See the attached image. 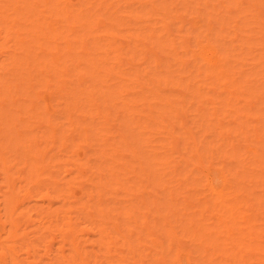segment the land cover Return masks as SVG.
Instances as JSON below:
<instances>
[{"label":"bare ground","instance_id":"bare-ground-1","mask_svg":"<svg viewBox=\"0 0 264 264\" xmlns=\"http://www.w3.org/2000/svg\"><path fill=\"white\" fill-rule=\"evenodd\" d=\"M69 1L70 3L65 2V0H40V5L43 8L42 11L39 12L41 15L34 16L36 14H33L32 12V14H30L32 16H30L28 13L24 18H33V20L31 22L29 21L30 24L25 21L23 23L29 28V30L34 32H31V35H35V37L39 35V39L41 40L39 41L41 44L36 43L38 49L41 48V46H48L49 40L54 41L56 37L58 39L61 37V39L74 37V39L72 38V43L74 42L75 45H77L76 42L79 40H81L79 41L80 45L84 40L91 43L92 46L88 52H85V54L81 52L79 47L75 52L74 44L72 45L71 41L70 44H68V47H62V44L60 45L63 50V59L65 60L68 58L66 56H69V59L67 60L69 62L74 61L71 65L75 62L77 64V60L79 63L81 61L87 62V60H90L93 56L95 57L99 41H101V39L109 41L104 47L106 49L104 50L105 56L94 60L91 59L92 63L89 64L87 71L81 72V69L76 66L78 68V71L76 72L73 68L74 65L71 66L66 63L68 62L67 60H65L64 64L72 67L70 73L72 75L71 78H73V83L71 82L73 84V88L71 89V94L73 96L79 91L77 94L87 92L82 94L85 97L88 92H90V94H92V99L93 96H100L102 99L104 97L103 101L101 98H94L99 100V107H101L100 105L105 106L104 108L101 107L104 109V114L101 113L104 117L107 110L112 112V110L115 109V105H119V109L121 110H114L112 112L114 116L117 117L120 114V117L122 118L121 124L119 125L120 130L118 129L119 132H117V136L115 137L119 139V143L116 144L113 141V144H111L108 140L109 137L107 134L106 137L103 136L102 138L109 141L111 144L104 152H97H101V157L100 155L99 157L100 159L105 158L102 159L103 161L111 158L110 162L112 165L109 162L108 165L106 161H104L110 166V168L106 170V173L99 171V168L96 172V170H94L96 167L93 165L90 166L87 162L83 164L85 167L83 166L84 169L82 172L78 174L73 173L76 174L74 177L69 178L67 176L69 179H66V175L64 174L66 178L62 177L63 173H61V178L60 176L57 178V172H59L61 168V171L66 173V170L64 169H67V166L73 168L79 159L76 158L77 162L74 161L73 158L76 153L75 148L77 147L73 144L70 146L71 149H69L71 151H68L67 148H69L68 143L70 141L66 143V139H69V135L74 130H78L79 134L76 136L84 134L85 131H87V127H90L91 124L87 126L86 123L84 124L82 122L90 121L89 123H91V118H98V110V115H95L94 117V115L92 116L93 111H91V109H88L86 112V109L89 106L84 105L85 102L80 104L79 101L70 106L67 104L68 106H65L67 108L63 110H52V108L49 109L45 106L42 110L40 103V107L34 105V108H31L29 105L23 110L24 112L26 111L24 115H27L28 117L26 118L25 116V119H28L27 122L31 121L29 119H32L33 123H35L34 128L36 127L39 132L41 130L37 126H39V124H44L47 132L44 130L45 133L42 134L41 132V136L38 138L37 135L34 136V131L36 129L34 130V128H32L33 131H31L33 135L30 138L31 131H29L28 128L30 122H28L29 124H26L25 128H23L24 125L21 127L23 124L22 122L18 124L17 127H21V129L23 128L22 130H24L23 133L25 135L19 137L21 138L20 146L25 149V155L21 159V165H18L19 162L14 160V158L17 159L16 153L12 155V150L15 148L12 146L13 143L10 144L11 140H9L11 139L9 134L12 135V129L16 126L15 120L13 119L14 122L11 121L15 125L10 122L12 125L9 126V120L7 122V118L5 117L9 114L8 109L11 108V104L13 102H19V100L15 99L16 101H13L7 99V97L2 96V92L6 87L9 89L7 85L8 80L15 81V79H9L11 75L8 76L7 74L6 63L10 60L11 63H9L12 65L16 63L13 67H15V69L18 68L17 64L19 63L17 62L19 61V57L18 59L16 58L17 53L15 52H18L16 50H19L18 54H23V52H21L23 49L20 51L21 48H15L13 52H10L11 50L10 48L7 49V45L14 42V45L17 46V37L30 34L18 32L17 29L15 30L13 27H6L4 31L0 30V59H3L0 61V124L2 125V131L0 132L1 135L3 133L4 141L7 140L8 135L9 139L7 141H10H3V145L0 144L2 145L0 149H5L7 145L10 149L12 147L11 151L8 148L12 153L10 154V152H7V154L9 153L10 156H13H11L12 158L10 159L14 160V165L16 166L13 165L12 161L10 164V161L7 159L9 156L4 154V151L6 152L8 150L1 149L2 151H0L3 153L0 152V154H4V156L1 157L2 160L0 161L4 162H0V170L3 171H0V175H3V178L1 177L2 182H0V224L2 228V233L0 232V264H26L24 262H26L25 260L27 257L25 260H21L22 258L19 254L22 253V251H25L26 255L27 253L30 254L31 251L35 252L34 250L38 249V247L47 248L46 246L50 244L48 238L53 234H55L54 238L57 237L55 239L56 241L53 238L55 242H57L58 237H60L59 243L63 244V250H60L62 247H59L61 245L57 244L59 247L57 248L62 253L58 250L59 252L56 251V253H59L60 255L57 256L55 254V256H57L56 258L54 256L55 252L52 256L47 255L48 257H42L43 259H48L45 262L49 261L50 256L51 258L53 257L54 262L50 260L48 263H55L56 261V264H88L90 261H92V264H136L137 260H134V257L135 254H137L135 253V250L138 248V244L134 243V246L137 247H133V243L131 244L130 242L131 237H128L130 238L128 241L127 238L125 239L124 235L121 234L120 236L124 237L123 239L126 249L129 250V252L126 251V254H131L130 257H128L129 255H119V257L116 255V257H114L116 252L113 253L114 248L111 247V244L113 243L111 239H109V245H102L97 251H88L84 246L85 241L82 239V229L79 228V216L77 219V217H74L76 214H72L73 216L71 215V217L69 215L71 212H80V214L85 212V208L88 207L87 204L91 201L94 204V207L98 208L97 212L100 213V216L96 218L98 221L96 224L99 223L101 216L104 217V215H106L108 217L114 212L120 211L119 204L121 201L118 200L116 195H114L116 198L109 196L111 197L110 199H105V197L111 193L113 195V192L116 190H112L113 186H117L118 188L122 186V183H119L118 178L120 172L128 175L131 173L133 174L136 169L139 170V173H141L143 178L146 177V179L144 178V181L147 180L153 188L158 186V188H160V184L162 183L168 185L173 183V186H171L172 184L170 185L171 187L169 190H172V193H176L174 198L177 196L174 203H171L172 201H168L169 198L166 199V197L171 195L173 198V194L166 195L165 199H162L161 196V200L160 195L159 197L157 195L156 198L159 199L156 201L157 208L153 206L152 208L158 213L159 220L157 225L159 229H162L160 228L161 226H159L160 223L163 230H159L158 227L155 228L157 225L153 226V229L158 230L157 236L162 238V242L157 245L151 240V243H149L151 244V247L148 248V250L153 249V254L151 256L152 259L149 258L150 253L148 257L145 256L148 253H144L145 255L143 254L148 260L145 259V257L143 258V256H141L142 252L137 255L138 257L140 256V258L137 257L138 260L144 259V262H146L145 264H205V244H208V255L210 257L220 256L222 258L229 252L228 254L231 255L234 264H264V194L259 193L260 189H264V0H121L124 2L125 9L127 10L126 18L129 20V26H132L131 29L135 31L137 34L136 36L138 37L136 42L129 45L125 50L129 59L143 61V55L141 56V53H143L142 51L145 53V48L144 50L142 49L143 43L151 45L153 50L150 55L155 56L156 54L153 55L154 53H159L162 54L161 57L168 55L169 57L166 56V58H170L167 62L166 59L160 61L162 64V70L160 69L161 71L159 70L160 72H158L156 71V67H150V65H152L150 64L152 61L150 58L152 57L149 56L150 63H148L149 61H147V63L148 65L150 64V69L147 70L148 67L144 68L145 65L142 66L143 62L140 61L142 64H138L137 69L135 68L133 73L127 72L128 70L120 65V58L122 51L124 50L115 43L114 38H118V36L114 33L112 25H109V27L102 32L101 37L95 36L93 28L96 26V23L93 20L94 15L92 14V11L97 13L99 10L96 8V3L93 0ZM33 2V5L38 4L37 0H33ZM76 5H79V8H77ZM3 8V4H0V19L6 18L1 11ZM21 9H30V7L25 2H21L19 10ZM46 10L47 12L49 11V13L53 12V14L59 19L61 25L60 27L54 26L49 29L42 24L38 28L37 33L35 28L38 27L40 19L44 18L43 14L46 13ZM194 19L199 20V25L197 28L191 29L189 28V25L192 24ZM17 21L19 22L18 19ZM69 21H71V24L73 23L76 27V31L71 34ZM5 22L10 23L8 20H4L3 24ZM140 24H146L145 27L147 28L139 34L142 30ZM16 33L17 37L15 39L12 38L13 34ZM39 41L37 40L36 42ZM60 46L56 47V49ZM140 46L142 48H140ZM56 49L54 50L56 51ZM59 51L61 50L59 49ZM208 51H210L211 54H209ZM58 52L56 54H58ZM9 53H11L13 57ZM13 53L16 55V59L14 58ZM9 55L10 57H8ZM79 55L82 56L80 57ZM110 55H112V57ZM58 56L60 55L58 54ZM75 58L77 60H74ZM63 59L61 61L59 59L58 61L61 62V66ZM13 60H16L17 62L15 61L14 63ZM44 62L45 61H43V64L47 63ZM58 62H56V65ZM81 64L77 65L79 66ZM156 64L158 63L156 62ZM157 66H159V64ZM70 67L66 68L70 69ZM101 68L102 70H99ZM98 70L102 72L98 73ZM73 72L74 75L72 74ZM29 77L28 74L24 78L27 81V85L31 83ZM24 79L18 77L17 83L21 84V86L24 85L25 82H22ZM74 81L77 82L74 83ZM107 82H111L109 83L111 87L108 86ZM133 82L135 83L132 84ZM81 85L84 86L82 89ZM44 87L46 88L47 86L44 85ZM11 88H13V86ZM21 88H23L22 92L24 93V95H22L24 100L21 104L23 106L25 105L24 102L29 99L26 95L28 94L27 91L30 87L22 86ZM45 88L44 90H46ZM89 88L91 89L88 90ZM56 90L58 92L61 91L59 87L58 89H55V91ZM81 90L82 92H80ZM129 91L130 93L132 91V94H130L131 96L137 95L132 97L130 101L129 97V99H124L127 98ZM174 91L177 92L176 95ZM90 94L87 95L89 97L88 99L86 97V99L82 98V100H88V103L89 101L90 103L92 101L93 104L94 99H90ZM151 99L152 102H150ZM252 99L259 100V107H256V105L251 103ZM172 101H174L173 104L176 102L178 106L179 103L183 104L186 109L182 106L177 107L176 104L175 107L173 104H169ZM104 102L106 105H104ZM35 103L37 104V101ZM140 103H142V105L143 103L151 105V107L148 106L149 109L147 108L148 112L146 114L145 111L142 112L144 114L141 113L142 109L145 110L146 107L141 108V111H137L136 108L137 106H141ZM192 103L195 104L194 106L196 107H194ZM188 104L189 106H185ZM170 105L173 107H169ZM23 108L24 106L22 109ZM110 108L113 109L111 110ZM183 108L185 110L182 112V115L189 120L188 123V121H185V118L182 116L184 121L188 123L186 124L187 127L184 126L185 123H183L184 121L181 119L180 120L183 124L180 123V125H176V123H174L175 121H173L176 119L177 112L181 111V109L183 110ZM70 110L75 112V117L73 119L71 118L73 114L72 116H70L71 113L69 115ZM7 111L8 114H6ZM128 113H130V118L128 117L127 119L126 115ZM63 115L65 116L63 122H66V120L69 122L67 125H72L74 123L73 128H70L71 130H66V134H60L63 127L60 129L61 125L55 123V119H59V117L61 118ZM251 116H255V118L257 117V126H253L251 125L252 122H249ZM80 117L83 119V121L80 122L81 124L78 122L80 121L78 120ZM87 117L91 118L88 119ZM106 117L105 119L107 120ZM86 118L88 120H86ZM140 121H142V127L144 124L143 129L148 131V135L150 134V136H152L149 141L147 140L148 137H146L147 139L136 138L138 136L135 135L137 127V123L135 122ZM177 121L179 120L177 119ZM173 123L174 127L178 126V132H182V137L184 134H187V136L182 139L183 141L181 143L182 148L184 147L185 151L183 149L184 153L182 151V154L177 156L179 158L178 161L180 162L176 160V163L178 162L177 166H171L168 164L172 168L170 167V170L168 171L171 172V175H168V172L165 171L167 172V176H169V178H167L165 172L163 171L164 174L161 172L166 165V162L164 161L165 159L163 160L165 154H163L164 156L162 155V152L160 153L161 155L159 154V157L163 160L162 162V160L158 158V160L161 161L160 162L155 159L156 153H154V157H151V154L149 153V156L148 152H151L150 148H152L153 142L157 140L160 141L161 138L163 139L162 136H164V134L166 135L167 130ZM26 127L28 129H26ZM40 128L43 129L42 126H40ZM92 128L94 129L95 127L92 126ZM143 129L142 131L145 133ZM191 130L193 132H191ZM38 131L37 133H39ZM176 133L177 132H175V135ZM59 134L60 137H58ZM145 134L147 135V133ZM249 134H254L256 139L250 141V144H244L243 142H246ZM88 135L89 133L86 134L87 137ZM194 135H196V138L192 137ZM81 137L78 138L81 139ZM176 137L180 138L181 136L178 134ZM208 137L211 138V140L207 141L206 138ZM167 139L169 140V138H166V141L163 139L165 144L162 141L158 142L159 151L163 150L164 152L167 148V150L170 151L169 148H171V141L168 142ZM84 140L87 141L86 137ZM1 142L2 138L0 140V143ZM59 142L60 144L54 149L57 148L56 150L61 154L62 152L68 151L69 156L67 155V157H69V160L71 158L73 161L70 162L64 160L66 162L61 163L62 161L60 162V159L57 160L60 154L58 155V158H56V155L58 154L57 152V154L55 153L53 156L50 154L51 149H53V146L51 145L53 143L57 145ZM93 143L91 145H93ZM38 144H44L43 148L39 149V146H37ZM49 144H51L50 147ZM4 145L6 146L3 147ZM87 147H90V145ZM126 148L129 149L128 152L131 154V157L135 158L134 161L138 163V168L131 167L129 169L127 162L122 163L121 160H119V162H121L119 163L116 161L121 159L119 157L121 155L118 156V159L116 156L112 158L111 154L115 155V153L121 149H125L127 152ZM167 150L165 153L169 156L170 153L168 154ZM249 151H252V154ZM146 152L147 155H145ZM151 153L153 154V152ZM216 155L219 156H217L219 160ZM99 157L97 154V158L94 159H99ZM104 162L101 163L102 166H106ZM154 164L158 166L156 169H154ZM207 165H214L213 168H210L213 170H206L205 166ZM14 167L17 169L19 168L20 170H16ZM48 167L52 169V173L49 176L44 172ZM13 168L14 170H12ZM177 168L179 169V172L176 174V170H178ZM235 169H238L239 171L236 172ZM11 170L14 173H12ZM68 170L70 169H67V171ZM123 174H121V176ZM161 176L162 178L165 177V180L162 179ZM136 177H138V183L143 181V178H139L138 175ZM80 178L83 179L82 182L80 181L82 187L77 182ZM224 179L226 180V184L219 189L217 183L220 182V180L224 181ZM82 183H85L87 187L84 188ZM76 184L81 188L78 187L79 189L77 192L73 193V186ZM94 190H96V192H94ZM132 190L131 187L128 189L123 188V195L127 197L128 202L135 199V194H133ZM169 190H167V188L162 189L161 192L163 196L168 192L170 193L171 191ZM115 192L117 193V191ZM47 194L54 195L55 199H53L59 200V202L55 203L56 205L51 203H49L51 206L47 205L49 216L47 217L46 215L45 217L42 215L45 213V209L42 207L45 203L41 206L40 204L42 203L40 201L44 200L46 202V200H49L46 198L48 196ZM35 199H39L38 205L42 208L41 210L39 207L37 208L39 209L38 212L41 213L39 215H42V217H40L37 214L39 216V218H36L37 220L32 219V216L29 213L30 209L28 210L29 203L27 202H32V200H34L33 202L35 203ZM22 201H26L27 203L24 204L27 206L25 205V207H23L24 204H22ZM49 201L51 202V200ZM159 201L163 202L160 203ZM243 202L246 211L242 209ZM57 204L60 205L58 208H55V210L54 208L51 209L52 206L57 207ZM29 205L30 208L33 209V207H31L32 205ZM144 205H146V202ZM144 205L142 207H144ZM44 207L46 208V205ZM34 208L36 209V206ZM150 208L149 204L147 211L152 213ZM32 209L31 212L32 215H34ZM145 209L146 206L143 210L145 211ZM249 210L250 214L247 213ZM87 211H90V209H87ZM243 212H246V214H243ZM126 215L127 213L124 210L120 211L119 218L121 219L123 217L125 219V217H127L128 220H131V215H129V217ZM157 215H151V223L154 222L152 225L156 223V219L154 220L153 217H156ZM138 216H140V214H138ZM246 217L248 218L246 219ZM259 217L262 220L261 223H258L257 219H259ZM103 219H101L100 223H102ZM21 220L24 223H27L28 220L32 221V223H34L33 225L36 226L34 230L31 229L33 226H28V230L30 229L29 231L33 230L32 235L29 236L30 238L33 237L32 239H25L27 233L23 235L19 234L17 238L12 239L11 234L13 231L22 233L17 228L18 222L21 224ZM103 224L107 225L108 221H103ZM124 228H126V230H124ZM124 228L121 227L122 230L120 229L119 232L123 233L122 231H124L125 235H127L126 232L129 231L127 230V227ZM19 229L21 228L19 227ZM139 230L143 231L142 229ZM158 232H160V234ZM3 233L5 235H3L4 237L2 238L1 234ZM28 233L30 234V232ZM56 233H58V236H56ZM111 238L115 240V243L119 241L117 236ZM153 238L155 240V237ZM125 240L130 243L128 244ZM34 241L37 243L36 247ZM229 245L235 247L233 253L229 251ZM64 246L67 247V250H65L66 248ZM140 249L141 251L143 250L141 247L137 250ZM186 250L189 253H185ZM48 251L49 250H47V252ZM25 252L23 254H25ZM139 252L140 251H138V253ZM49 253L51 254L52 252L50 251ZM32 254L33 261L36 259L38 262V260L41 259L38 264H43L42 258L40 257V259H38V256L40 255L37 256V252H35L36 255L34 253ZM43 254L46 255L45 253ZM34 255L37 256V258L33 257ZM210 262L214 264L215 261L210 260ZM141 263L144 264L143 262Z\"/></svg>","mask_w":264,"mask_h":264},{"label":"rangeland","instance_id":"rangeland-1","mask_svg":"<svg viewBox=\"0 0 264 264\" xmlns=\"http://www.w3.org/2000/svg\"><path fill=\"white\" fill-rule=\"evenodd\" d=\"M38 1V4L37 5H33L34 4V2H33V0H0V4H3V9L1 10L3 13H4V15L6 16V18H4V19H0V30L1 31H4L5 30V28L6 27H13V29H17V31L18 32H23L24 34H30L31 32H33L32 30H29V28L28 27H26V25L23 23L24 21L25 22H31L32 20H33V18H24V17H26V14H28V15H30V14H32V12H33V14H36V15H34V16H37V15H41L39 12H41L42 11V7H41V5H40V0H37ZM95 3H96V5H97V9H99L98 11H97V13H94V11H92V14L94 15V17H93V20L95 21V23H96V26L93 28V30H94V32H95V36H100L101 37V35H102V32L105 30V29H107L108 27H109V25H112L113 26V31H114V33L118 36V38L116 37V38H114V40H115V43H116V45H119L120 47H121V49L122 50H124V51H122V55H121V58H120V65H122L125 69H127L126 71L127 72H129V73H133L134 71H135V68L137 69V66H138V64H142L141 62H143V64H142V66H144V68H146V67H148L147 68V70H149L150 69V67L152 68V67H156V71H158V72H160L161 70H162V64L160 63V61H162V60H165L166 59V62L167 61H169L170 60V58H168L169 56L168 55H165V56H163V57H165V58H163V57H161L162 56V54H159V53H154L153 55H155V56H152V55H150V53L152 52V48H151V45L150 44H148V43H143L144 44V46H143V44H142V47L140 46V48H142L143 50H144V48H145V53H144V51H142L143 53H141V56H142V58H143V61H138L137 59H129V56H127L126 55V53H125V50L129 47V45H131V44H134L135 42H136V40H137V34L135 33V31L134 30H132L131 28H132V26H129V20H128V18H126V9H125V4H124V2L123 1H121V0H93ZM21 2H25L29 7H30V9H24V10H19L20 9V3ZM65 2H67V3H70V1L68 0H65ZM77 6V8H79V5H76ZM34 12H36V13H34ZM44 15V18L43 19H40V21L38 22V27L37 28H35V31L38 33V28L42 25V24H44L45 25V27H47V28H49V29H51L52 27H54V26H59L60 27V25H61V23H60V21H59V19L53 14V12L51 13H49V11L47 12V10H46V13H44L43 14ZM263 15V14H262ZM30 16H32V15H30ZM29 16V17H30ZM17 19L19 20V22L17 21ZM31 19V20H30ZM4 20H8L10 23H4L3 24V22H4ZM30 22H29V24H30ZM35 23V22H34ZM28 24V25H29ZM182 24H183V22H182ZM191 25H192V27H191ZM191 25H189V28H191V29H195V28H197L198 27V25H199V20H197V19H194L193 21H192V24ZM16 26H17V28H16ZM140 26H141V31L139 32V34L141 33V32H143V31H145L144 29H146L147 27H145L146 26V24H140ZM76 27H75V25L72 23L71 24V21H69V29L71 30V32H70V34L72 33V32H74V31H76V29H75ZM172 28V27H171ZM170 29V28H169ZM34 30V29H33ZM34 33V32H33ZM37 35V34H36ZM136 36V37H135ZM17 37V33L16 34H13V36H12V38H16ZM34 37V38H33ZM66 37V36H65ZM134 37V38H133ZM57 38V37H56ZM55 38V39H56ZM62 38V37H61ZM61 38H57L56 40L54 39V41H50L49 40V43H48V46H41V48H37L38 46L36 45V43H38V44H41L40 43V39H39V35L38 36H36L35 37V35L33 36V35H27V36H19V37H17V41H18V43H17V46H15L14 44V42L13 43H9L8 45H7V49L8 48H10V52H13L14 51V49L15 48H21L20 49V51L21 52H23V54L21 55V53H20V55L18 54L19 53V50H16V51H18V52H15V53H17V57H16V55L14 54V58L16 57L17 59H18V57H19V61L17 62L16 60V62L17 63H19V64H17V66H18V68H16L15 69V67H13V66H15L16 65V63H15V61H14V63L15 64H10L11 63V61L9 60L7 63H6V71L8 72H5V73H7L8 74V76L9 75H11V77H9V79L11 80V79H15V81L14 80H11V81H9L8 80V83H7V85H8V88L9 89H7V87L3 90V92H2V96L3 97H7V99H10V100H19V102L17 101V102H13L11 105V108H9L8 109V111H9V114H8V111H7V113L6 114H8V116H6L5 118H7V122H8V120H9V122H8V124H9V126L10 125H15L16 124V128L14 127L13 129H12V135L11 134H9L11 137V139H9V135L7 136L8 138H7V140L9 139V140H11V142L10 141H7V140H5V141H7V142H10V144L11 143H13V148H15V149H13L12 150V147H11V149H10V147H8V145L6 146V145H4L3 147H5V149L6 150H8V148H9V150L11 151L12 150V152H10L9 150L8 151H4V154L6 155L7 154V152H10V154L12 153V155L14 154V153H16V158L17 159H15L14 158V160H17L18 162H16V163H18V165H21V162H22V157L25 155V149H23V148H21V144H20V139L21 138H19V137H23V136H25L24 135V133H23V131L24 130H22L23 128H25V126H26V124H29L28 122H30V124L28 125V128H29V131H31L32 130V128H34V124L35 123H33V120L32 119H29V120H31L32 121V123H31V121H28L27 122V120L28 119H25V116H26V118H28L27 117V115H24V113L26 112H24L23 110H25L26 109V107L27 106H29L30 105V107L32 108H34V105L36 106V107H40V106H42L41 108H42V110L45 108V107H48L49 109L50 108H52V110H54V109H61V110H63V109H66L67 107H65V106H70V105H73L74 103L76 104V103H78V101H79V103L81 104H83L84 102V105H88L89 107H87V109H86V112L88 111V109L90 110L91 109V111H93L91 114H92V116L94 115V117H95V115H98V118H96V119H92L91 117V114H90V116L91 117H87L88 119L89 118H91V123H89L90 121H87V122H85V121H83V119H81L82 117H80V118H78V120H80V121H78L79 123L80 122H82V123H86V125L88 126L89 124H91V126L89 127H87V131H89V132H87V131H85V133L84 134H82V135H79V136H76V135H78L79 133H78V130H74L73 132H71V134L69 135V139L67 140L66 139V143H68L69 141V143H68V146H69V148H67L68 149V151H71V150H69V149H71L70 148V146H72L73 144H75V146L77 147V148H75V151H76V153H75V157L73 158L74 159V161L75 162H77L76 160L78 159V162L77 163H75V165H74V167L72 168V167H70V166H67V169H70V170H68L67 171V169L65 168L64 170H66V173H64V172H62L61 170H62V168L59 170V172H57V178H58V176H60V178H61V173H63L62 174V177H65V175H66V177L68 176L69 178H71V177H74L76 174H78V173H80V172H82L83 171V169H84V165L83 164H85V163H89V165L90 166H94V167H96V169H94V170H96V172L99 170V171H101V172H103V173H106V170H108L109 168H110V166H108L109 165V163L111 164V162H110V159L108 158V160L106 159V160H104V161H106V163L108 164H106L102 159H105V158H102V159H100V157H101V152H104L107 148H108V146L109 145H111V144H113V141H114V143H119L118 141H119V139L118 138H115L116 136H117V132H119V130H120V127H119V125L121 124V121H122V118L120 117V114L116 117V116H114V114L112 113L114 110H121V109H119V105H115V109H111L112 110V112L110 111V110H107V112H105V114L107 115V117H106V115H105V117L107 118V120L105 119V117H104V115L102 116V114H104V107L105 106H102V105H100L101 107H103V108H101V107H99L98 106V104H100L99 103V100H97V99H99V98H101L100 96L99 97H96V96H93V99L94 98H97V99H92V97H91V95L92 94H90V92H88V94H90L89 96H90V99L91 100H93V104H92V101H91V103H90V101H89V103H88V100H82V98H85L86 99V97H87V99L89 98L87 95H86V97L84 96V95H82L84 92H82V90L80 91V92H82V93H78L77 94V92H79V91H77L76 92V94H77V96H76V94H75V96H73L72 94H71V89L73 88V78H71L72 77V75H71V71H72V67H70V66H67V64H64L65 63V60H67V59H69V56H66V57H68L67 59H63V56H62V52H63V50H62V48H61V44H62V47L63 46H66V47H68V44H70V41H71V43H72V38L74 39V37H70V38H64V39H61ZM39 41V42H36L37 40ZM36 40V41H35ZM53 40V39H52ZM35 41V42H34ZM79 41H81V40H79ZM79 41H77L76 43H77V45H75V43L73 42L72 43V45L74 44V50H75V52H76V49H78V47L80 48V50H81V52L83 53V54H85V52H88L89 51V49H90V47L92 46L91 45V43H88V42H86L85 40H84V42H82L81 43V45L79 44ZM109 41H106V40H104V39H101V41H99V43H98V49H97V51H96V56L94 57L93 56V58H90V60H87V62L86 61H81L82 62V64H81V62L79 63L78 62V60L75 58L74 60H77V64H81V65H77L76 64V62L73 64V65H71L73 62H69L68 60V62H66V63H68V64H70L71 66H73V68H74V70L77 72L78 71V68L77 67H79V69H81L80 71L81 72H85V71H87L88 70V66H89V64L90 63H92L91 62V59H98V58H100V57H102V56H105V53H104V50H106L104 47L107 45V43H108ZM20 43V44H19ZM42 43H43V41H42ZM63 43H65V44H63ZM137 44V43H136ZM148 45V46H147ZM150 45V46H149ZM58 46H60L58 49H56V47H58ZM146 46V47H145ZM25 48H26V50H25ZM54 49H56V51L54 50ZM59 49L61 50V51H59ZM141 49V50H142ZM147 49V50H146ZM150 49V50H149ZM64 50H65V47H64ZM150 52H149V51ZM59 51V52H58ZM146 51H148V52H146ZM58 52V54L60 55V56H58V54H56ZM209 52V54H211V52L210 51H208ZM61 53V54H60ZM9 54H11V53H9ZM95 54V53H94ZM159 54V55H158ZM7 56V55H6ZM11 56H12V54H11ZM80 57L82 56V55H79ZM111 57H112V55H110ZM145 56V57H144ZM149 56L150 57H152V58H150L152 61H151V63H150V61H149ZM159 56V57H158ZM166 56H168L167 58H166ZM178 56H179V54H178ZM8 57H10V55L8 56ZM13 57V56H12ZM11 57V58H12ZM86 57V56H85ZM157 57V58H156ZM13 58V59H14ZM15 58V59H16ZM63 59V62H62V66H61V62H58L59 61V59H60V61ZM141 58V59H142ZM146 58V59H145ZM153 58H154V61H153ZM156 58V59H155ZM159 58V59H158ZM45 59V60H44ZM146 61H145V60ZM168 59V60H167ZM1 60H3V59H0V61ZM6 61V60H5ZM43 61H45L44 63H46V64H43ZM147 61H149L148 63H150V64H152V65H150V67H149V65H148V63H147ZM10 62V63H9ZM51 62V63H50ZM54 62V63H53ZM56 62H58V64L56 65ZM138 62H140V63H138ZM152 62H154V63H152ZM156 62L159 64V66H157L158 64H156ZM164 62V61H163ZM162 62V63H163ZM146 63V64H145ZM161 64V65H160ZM64 65V66H63ZM136 65V66H135ZM148 65V66H147ZM153 65H155V66H153ZM16 66V67H17ZM77 66V67H76ZM131 66V67H130ZM66 67H70V69H68V68H66ZM159 67V68H158ZM64 68V69H63ZM77 68V69H76ZM141 68V67H140ZM161 69V70H160ZM73 70V71H74ZM99 70H102V68L101 69H99ZM98 70V73L100 72H102V71H99ZM160 70V71H159ZM151 71V70H150ZM27 73V74H26ZM35 73V74H34ZM96 73H97V71H96ZM97 73V74H98ZM29 74V80H30V82H28V83H30L29 85H27V81H26V79H24L25 77H26V75H28ZM37 74V75H36ZM39 74V75H38ZM73 75H74V72L72 73ZM101 75V74H100ZM7 76V77H8ZM23 76V77H22ZM35 76H37V77H35ZM23 78L24 80L22 81L23 83L25 82V84L24 85H22V86H27V87H30L29 88V90L27 91L28 92V94L26 95V97L28 96L29 97V99L28 100H26L25 102H24V104L26 105H23L24 106V108L22 109V103H23V96L22 95H24V93L22 92V89L23 88H21L22 86H21V84H18L17 83V78ZM28 77V76H27ZM33 78H34V80H33ZM21 82V83H22ZM35 82V83H34ZM72 82V83H71ZM77 81H74V83H76ZM48 83H49V86H48ZM109 83H111V82H107V84H108V86H110L109 85ZM135 82H133L132 84H134ZM34 84V85H33ZM36 84V85H35ZM56 84H57V86H56ZM67 84V85H66ZM89 84V83H88ZM44 85H46L47 87L45 88L44 87ZM50 85H51V87H50ZM62 85V86H61ZM10 86V87H9ZM13 86V88H11ZM54 86V87H53ZM68 86V87H67ZM107 86V87H108ZM134 86V85H133ZM46 89V90H44V88ZM58 87L61 89V91H55V89H58ZM84 86H82L81 85V89L83 88ZM111 87V86H110ZM43 88V89H42ZM48 88H50V89H48ZM25 89V88H24ZM34 89V90H33ZM91 88H89L88 90H90ZM33 90V91H32ZM179 90V89H178ZM48 91V92H47ZM53 91H55V92H53ZM33 92V93H32ZM46 92V93H45ZM63 92V93H62ZM175 92V91H174ZM179 92H180V90H179ZM49 93H50V95H49ZM51 93H53V94H51ZM55 93V94H54ZM68 93H69V95H68ZM85 93H87V92H85ZM84 93V94H85ZM176 93L177 92H175V95H176ZM181 93V92H180ZM30 94V95H29ZM32 94V95H31ZM130 94H132V91H131V93H130V91L128 92V96H127V98H124V99H129V101L132 99V97H135V96H137V95H130ZM134 94V93H133ZM179 94V93H178ZM177 94V95H178ZM19 95V96H18ZM36 95V96H35ZM103 95V94H102ZM173 95H174V93H173ZM180 96V95H179ZM17 97V98H16ZM27 97V98H28ZM70 97V98H69ZM74 97V98H73ZM129 97V98H128ZM183 97H184V95H183ZM55 98H56V100H55ZM26 99V98H25ZM34 99V100H33ZM38 99V100H37ZM58 99V100H57ZM89 99V100H90ZM102 99V98H101ZM101 99H100V101H101ZM103 99H104V97H103ZM103 99H102V101H103ZM183 99V98H182ZM15 100V101H16ZM77 100V101H76ZM34 101V102H33ZM37 101V104L35 103ZM39 101V102H38ZM55 101V102H54ZM67 101V102H66ZM96 101V102H95ZM98 101V102H97ZM32 102V103H31ZM48 102V103H47ZM150 102H152V99H151V101ZM157 102H160V101H157ZM173 102L174 101H172L171 103H169V104H173ZM39 103H40V106H39ZM59 103V104H58ZM103 103V102H102ZM101 103V104H102ZM107 103V102H106ZM251 103L253 104V105H256V107H259L258 105H260L259 104V100L258 99H252L251 100ZM15 104V105H14ZM43 104V105H42ZM68 104V105H67ZM92 104V105H91ZM175 104H176V102H175ZM175 104H173V106L175 107ZM193 104V103H192ZM191 104V105H192ZM62 105V106H61ZM91 105V106H90ZM96 105V106H95ZM104 105H106L105 104V102H104ZM140 105L141 106H137V111L138 110H140L141 111V108H145L146 107V109L144 110V109H142V111H141V113L142 112H144L145 111V114L148 112L147 111V108H148V106L149 107H151V105H147L146 103L144 104L143 103V105H145V106H143L142 105V103H140ZM161 105H163V104H161ZM169 106V107H173V106ZM195 104H193V106H194ZM45 106V107H44ZM85 106V107H86ZM176 106L177 107H184V105L183 104H181V103H179V106L176 104ZM185 106H189V104L188 105H185ZM192 106V107H193ZM44 107V108H43ZM64 107V108H63ZM194 107H196V106H194ZM185 109H186V107H184ZM183 108V110L181 109V111H178L177 112V116H176V119H174L173 121H175L174 123H176V125H180V123H182V121H184V119H183V117H184V115H182L183 113V111L185 110ZM101 109H103V110H101ZM109 109V108H108ZM149 109V108H148ZM97 110H98V114H97ZM175 110V109H174ZM12 111V112H11ZM73 111V110H72ZM71 110H70V112H69V115H70V113H71V115L70 116H72V114H73V116L71 117L72 119L75 117V112H72ZM103 111V112H102ZM110 111V112H109ZM139 111V112H140ZM118 112V111H117ZM117 112H115V113H117ZM102 113V114H101ZM64 114H65V112H64ZM142 114H144V113H142ZM14 115H15V118H14ZM43 115V114H42ZM250 115H252V114H250ZM22 116V117H21ZM109 116V117H108ZM183 116V117H182ZM63 117V118H62ZM65 116L63 115V116H61V118H62V120H61V118L59 117V119L58 118H56L55 120L57 121H55V123H59V125H61L60 126V129H61V127H63L61 130L63 131H61L60 132V134L62 133H65L66 132V130H71L70 128H73V124L72 125H67V123H69V122H67V120H66V122H63V120H65V118H64ZM97 117V116H96ZM128 117L130 118V113H128L127 115H126V118L128 119ZM4 118V119H5ZM86 118V120H88ZM185 118V117H184ZM13 119L15 120V124L14 123H12V122H14L13 121ZM177 119L179 120V121H177ZM182 121H181V120ZM21 120H23V121H21ZM229 120V119H228ZM12 121V122H11ZM25 121V122H24ZM53 121V122H54ZM58 121H61V122H58ZM185 121H188V123H189V120L187 119V118H185ZM183 122V123H185L184 124V126L185 127H187V125L186 124H188V123H186V122ZM252 122L251 123V125H255V126H257V123H258V120H257V117L255 118V116H251V119H249V122ZM12 124H11V123ZM23 123L22 125H21V127L24 125V127L21 129V127H17L18 126V124L19 123ZM61 123H63V124H61ZM88 123V124H87ZM135 123H137L136 125H137V127H136V131H135V135L136 136H138V137H136V138H138V139H145L146 137H148V141L150 140V138L152 137V136H150V134L148 135V131H146L145 129H143V127H144V124H143V127H142V121H140V122H135ZM174 123L171 125V127H169V129L167 130V132H166V135L164 134V136L166 137V138H169V140L167 139V141L168 142H170L171 141V148H169L170 149V151H168L167 149V153L169 154L170 153V157L168 156V155H166V153H165V151L166 150H164V152H163V150H160L159 151V143L158 142H160V141H166V138L164 137V136H162L163 137V139L161 138L160 139V141L159 140H157V141H155V142H153L152 143V148H150V150H151V152H153V154L149 151H147L148 152V154L150 153L151 154V157H154L155 156V154L154 153H156V157H155V159H156V161L158 160V158H160L159 156L161 155L160 153L162 152V155L163 154H165V156H164V158H163V160L166 162V165L163 167V169L164 170H162L161 172H162V174H164V172L165 171H169L170 170V167L171 166H177V163L178 162H180V161H178L179 160V158L177 157V156H179L180 154H182V151H183V149H184V147L182 148V139L183 138H186V136H187V134L185 135L184 134V136L182 137V132L180 133V132H178L179 131V128H178V126L177 127H174ZM182 123V124H183ZM81 124V123H80ZM84 124H82V125H84ZM169 124V123H168ZM1 125V124H0ZM19 125V126H20ZM175 125V126H176ZM37 126V125H36ZM40 126H42L43 127V129H41L40 128ZM92 126L93 127H95L94 129L92 128ZM41 131L39 132L38 131V129L35 127L34 128V136H36L37 135V137L39 138V136H41V132H42V134L43 133H45V131L47 132V130H46V128H45V125L43 124V125H40L39 124V126H37ZM2 125L0 126V131H2ZM27 127H26V129H28ZM91 128V129H90ZM108 128V129H107ZM138 128V129H137ZM89 129V130H88ZM119 129V130H118ZM142 129L144 130V132L145 133H147V135L145 134V133H143V131H142ZM178 129V130H177ZM20 130V131H19ZM43 130V131H42ZM45 130V131H44ZM104 130V131H103ZM33 131V130H32ZM32 131H31V134H30V138L32 137ZM37 131L40 133H37ZM22 134H21V133ZM75 132V133H74ZM142 134H141V133ZM175 132H177L176 133V135H175ZM191 132H193L192 130H191ZM20 133V134H19ZM77 133V134H76ZM89 133V135H88V137H89V139H88V137L86 136V134H88ZM28 134V133H27ZM39 134V135H38ZM60 134H59V136L58 137H60ZM66 134V133H65ZM64 134V135H65ZM106 134H107V136L109 137V139H108V137H107V139L111 142V144H110V142L109 141H106L105 139H102L103 138V136L104 137H106ZM178 134H179V136H181L180 138L178 137H176V136H178ZM181 134V135H180ZM0 135H1V132H0ZM23 135V136H22ZM144 137H143V136ZM26 136H28V135H26ZM82 136V137H81ZM101 136V137H100ZM111 136V137H110ZM142 136V137H141ZM36 137V138H37ZM78 137H81V139H79ZM85 137H86V139H87V141L86 140H84L85 139ZM141 137V138H140ZM193 138H196V135H194V136H192ZM1 138H2V142L0 143V144H2L3 143V141H4V137H3V133H2V135H1V137H0V140H1ZM27 138V137H26ZM25 138V139H26ZM24 139V138H23ZM47 139V138H46ZM207 139V141L208 140H211V138H206ZM256 138H255V135L254 134H249L248 136H247V139H246V142H243L244 144H250V141H252V140H255ZM28 140H29V138H28ZM91 140V141H90ZM93 140V141H92ZM100 140V141H99ZM105 140V141H104ZM4 141V142H5ZM48 141V140H47ZM82 141V142H81ZM84 141V142H83ZM90 143H89V142ZM102 141H104V142H102ZM6 142V143H7ZM86 142V143H85ZM93 143V145H94V148H93V145H91L92 143ZM106 142V143H105ZM161 142V143H162ZM228 142V141H227ZM55 143H56V141H55ZM55 143H53L52 145L51 144H49V147H50V145L51 146H53V149L55 148V147H57L59 144H60V142L56 145ZM85 143V144H84ZM149 143V142H148ZM164 143V142H163ZM167 143V142H166ZM8 144V143H7ZM9 144V145H10ZM70 144V145H69ZM97 144V145H96ZM165 144V143H164ZM3 145V144H2ZM2 145H0V147L2 146ZM86 145V146H85ZM90 145V147L92 148H90V147H87V146H89ZM168 145V144H167ZM37 146H39V149H41V148H43V146H44V144H38ZM40 146H42V147H40ZM67 146V147H68ZM96 146V147H95ZM170 146V145H169ZM103 147V148H102ZM125 147V146H124ZM123 147V148H124ZM95 148H97V149H95ZM122 148V147H121ZM2 150H5V149H3V148H1ZM0 149V150H1ZM50 149V148H49ZM53 149H51V151H50V154H52V156L53 155H55V153L57 152L58 153V151L56 150V149H54V151H53ZM66 149V150H67ZM93 149H95V150H93ZM99 149V150H98ZM1 150V151H2ZM91 150V151H90ZM122 150V149H121ZM121 150H119V151H121ZM123 150H124V152H123ZM121 152H116L115 153V155H113V154H111L112 155V158H114L115 156H116V158L118 159L119 157L121 158V159H118V160H116V161H118L119 162V160H121V162L122 163H124V162H127V164H128V167H129V169L131 168V167H133V168H138L137 167V162L136 161H134L135 160V158H132L131 157V154L128 152V150L129 149H127L126 148V150H127V152L125 151V149H123ZM0 151V152H1ZM68 151H66V152H62V154L61 153H56L57 155H56V158H58V155H59V158L57 159V160H59L60 159V162L61 163H64V162H66V161H73V160H71V158H70V160H69V157H67V155H68ZM93 151V152H92ZM96 151V152H95ZM99 151H101L100 153H97V152H99ZM184 151H185V149H184ZM184 151H183V153H184ZM90 152V153H89ZM97 153L98 154V157H99V155H100V157H99V159H94V158H97V154H95V153ZM147 152L145 153V155H147ZM251 154H252V151H249ZM1 153H3V152H1ZM54 153V154H53ZM118 153V154H117ZM120 153V154H119ZM4 154H0L1 156H0V158L2 157V156H4ZM66 154V155H65ZM150 154H149V156H150ZM160 154V155H159ZM172 154H173V156H172ZM11 155V156H12ZM95 155V156H94ZM119 155H121V156H119ZM158 155V156H157ZM6 156H9V158H7L9 161H10V164L13 162V165L15 164V162H14V160H11L10 158H12L10 155H9V153L6 155ZM48 156H51V155H48ZM69 156V155H68ZM119 156V157H118ZM218 155H216V157H217ZM14 157H15V155H14ZM65 157V158H64ZM219 157V156H218ZM217 157V159L219 160V158ZM4 158H6V157H4ZM77 158V159H76ZM172 158V159H171ZM178 158V159H177ZM123 159V160H122ZM227 159V158H226ZM0 160H2V158L0 159ZM3 160H5V159H3ZM64 160H66V161H64ZM115 160V159H114ZM160 160H162V158H160ZM160 160H158V161H160ZM163 160H162V162H163ZM176 160L178 161L177 163H176ZM6 161V160H5ZM12 161V162H11ZM81 161V162H80ZM106 164V166H102V164L101 163H103V162ZM115 161V162H116ZM155 161V162H156ZM169 163H168V162ZM224 161V160H223ZM225 161H227V160H225ZM1 163L2 162H4V161H0ZM29 162V161H28ZM109 162V163H108ZM121 162H119V163H121ZM161 162V161H160ZM8 164V163H7ZM78 164V165H77ZM105 164H103V165H105ZM159 164V163H158ZM157 164V165H158ZM168 164H170V165H168ZM9 165V164H8ZM12 165V166H13ZM112 165V164H111ZM155 165V167H154V169H156L158 166H156V164H154ZM169 167H168V166ZM1 166V165H0ZM15 166V165H14ZM28 166H29V164H28ZM84 166V167H83ZM3 167V166H2ZM16 167V166H15ZM14 167V168H15ZM18 167V166H17ZM20 167V166H19ZM82 167V168H81ZM165 167H166V169H165ZM213 168L214 167V165L212 166V165H207V166H205V169L206 170H209L210 168ZM1 168V167H0ZM14 168L12 169V170H14ZM22 168V167H21ZM99 168V169H98ZM167 168H168V170H167ZM172 168V167H171ZM16 170H18L17 168H15ZM49 169V170H48ZM50 167H48V168H46L45 169V173H46V175L47 176H49L51 173H52V169H51V171H50ZM75 169V170H74ZM98 169V170H97ZM123 169V168H122ZM178 169V168H177ZM11 170V171H12ZM16 170H15V172H16ZM20 170V169H19ZM29 170V169H28ZM72 170V171H71ZM210 170H213V169H210ZM236 170V169H235ZM0 171H2V170H0ZM70 171V172H69ZM164 171V172H163ZM237 171H239L238 169L236 170V172ZM3 172V171H2ZM84 172H85V170H84ZM167 172H165V175L167 176ZM179 172V169L178 170H176V174ZM11 173V172H10ZM12 173H14L13 171H12ZM72 175H71V174ZM73 173H76V174H73ZM125 173V172H124ZM136 173V174H135ZM2 174V173H1ZM4 174V173H3ZM65 174V175H64ZM67 174H69V175H67ZM120 175L118 176V178H119V183H122V186H120V188H118L117 186H113V188H112V190H115V191H117V193L115 192H113V195H112V193L110 194V195H107L106 197H105V199H110L112 196L113 197H115L114 195H116V197L118 198V200H120L121 202H120V204H119V210L120 211H125L126 213H127V215H128V217H129V215H131V220H128L127 219V217H125V219L122 217L121 219L119 218L120 217V211H117V212H114L112 215H110V216H108V217H110V218H108L106 215H104V217L103 216H101V218H100V220H99V225L98 224H96V222H98L97 221V217H99L100 215V213H98L97 211H98V208H96V207H94V204L92 203V201L89 203V204H87V206L89 207H87V208H85L86 209V211H85V209H84V211L85 212H82L81 214H80V212H71V213H69V215H70V217H71V215L72 214H76V216H74V217H77V219H78V216H79V221L78 222H80L79 224H80V229H82V239L85 241L84 242V246L87 248V250L88 251H97V249L98 248H100V246H102V245H104V246H106V245H109V239H111V241L113 242L111 245V247H113L114 249V251H113V253H115L116 252V254H115V256L114 257H116V255H117V257H119V255H129L128 257H130L131 256V254H126V251H128L129 252V250H127L126 249V246H125V242H124V237H125V239L127 238L128 239V241L130 240V238H128V237H131V240H130V242H131V244L133 243V247H135L134 245V243H136V244H138V248H142L143 250L141 251V249L140 250H137L138 248H136V252L135 253H137V254H135V257H134V260L136 259L137 260V262L136 261H134V262H136V264H142L141 262H143L144 264L146 263V262H144V259L142 260H138V258H140V256L138 257L137 255H139V254H141L142 252V255L141 256H143V254L144 253H148L147 255H145L146 257H148V255H149V253H150V257L149 258H151V256H152V254H153V249H149L148 250V248H150L151 247V244H149V243H151V240L154 242V244H157V245H159V244H161V242H162V238H160L159 236H157V231L158 230H156V229H153V226H155V225H157L158 224V220H159V217H158V213H156L154 210L155 209H153L152 208V206L153 207H155V208H157V204H156V201L157 200H159V199H157L156 197H157V195H158V197H159V195H160V200H161V196H162V199H165V197H166V195H168V194H173L172 196H173V198L171 197V195H168V196H170V197H166V199H168V201H172L171 203H174V200H176L177 198V196L174 198V195L176 194L175 192H173L172 193V190H169L170 189V187L171 186H173V183H170L169 185L168 184H164V183H162V184H160L161 186H160V188H158V187H156V188H153V186L151 187L150 186V184H149V182L147 181V183H146V181H144V178L146 179V177H144L143 178V176H141V173H139V170L138 169H136L135 170V172L132 174H128V175H125V174H123V173H119ZM121 174H123V175H125V176H121ZM71 175V176H70ZM139 176V178L141 177V178H143V183L141 182V183H138V177H136V176ZM168 175H171V172H168ZM3 178V175H0V182H2V178ZM13 177H15V176H13ZM65 177V178H66ZM66 178V179H69V178ZM45 178H46V176H45ZM64 178V179H65ZM161 178H162V176H161ZM167 178H169V176H167ZM171 178V177H170ZM65 179V180H66ZM82 178H80L79 180H77V182L79 183V185L82 187V185H81V183H80V181L82 182L83 181V179L81 180ZM162 179H164L165 180V177H163ZM161 179V180H162ZM57 180H59V179H57ZM149 180V179H148ZM163 180V181H164ZM13 181L15 182V180L13 179ZM162 182V181H161ZM165 182V181H164ZM1 184V183H0ZM83 184V183H82ZM172 184V185H171ZM224 184H226V180L224 179V181L223 180H220V182H218L217 183V185H218V188L220 189ZM79 185H75V186H73L74 188V191H73V193H75V192H77V190L79 189L78 187H80ZM85 183L83 184V187L84 188H86L87 186L85 185ZM171 185V186H170ZM164 186V187H163ZM165 186H167V187H165ZM80 187V188H81ZM129 187H131L133 190H132V192H133V194H135L134 195V197H135V199L133 200V201H129L128 202V199H127V197H125V195H123V188L125 189V188H129ZM147 187V188H146ZM169 187V188H168ZM77 188V189H76ZM135 188V189H134ZM167 188V190H169V191H171L170 193L168 192V193H166L165 194V196H163V194H162V192H161V190L162 189H166ZM72 189V190H73ZM160 189V190H159ZM44 191V190H43ZM94 192H96V190H94ZM167 192V191H166ZM48 193H50V192H48ZM53 193V192H52ZM163 193H165V192H163ZM259 193H261V194H264V189H260L259 190ZM51 194V193H50ZM50 194H47L48 196L46 197V198H48L49 200H51V202L49 201V200H46V202L44 201V200H41L40 202L42 203V204H40L41 206L45 203V205H46V208L44 207V206H42L43 207V209H45V213H47V214H42L43 216H45L46 217V215H47V217L49 216L48 214H49V211H47V208H48V206L47 205H49V206H51L49 203H51V204H53V205H56L55 203H57V202H59V200H54L55 198H54V195H50ZM55 194V193H54ZM52 196V197H51ZM109 196H111V197H109ZM115 197V198H116ZM54 198V199H53ZM56 198H57V196H56ZM124 198H125V200H124ZM156 198V199H155ZM113 199V198H112ZM171 199V200H170ZM147 200V201H146ZM34 200H32V202H30V201H27L29 204H31L32 206L31 207H33V209L32 208H30V205L28 204V206H29V208H28V210L30 209V211H29V213H30V215L32 216V219H34V220H37L36 218L38 217L39 218V216L40 217H42V215H39V214H41V213H39L38 211H39V209H37L38 207L40 208V210L42 209L41 208V206H39L38 204H39V199H35V203L37 204H35L34 202H33ZM47 201H49V202H47ZM54 201H56V202H54ZM85 201V200H84ZM84 201H83V203H84ZM146 202V205H144L145 204V202ZM151 202V203H149V202ZM23 203L22 204H24V203H27L26 201H22ZM86 202V201H85ZM134 202V203H133ZM160 203L161 202H163V201H159ZM34 205H33V204ZM127 203V204H126ZM129 203V204H128ZM148 203V204H147ZM149 204H150V210H151V212L152 213H150L149 211H147V207L149 206ZM152 204V205H151ZM25 205L26 204H24L23 205V207H25ZM134 205V206H133ZM144 205V207H142ZM27 206V205H26ZM36 206V209L34 208ZM58 206H60V205H58L57 204V207H53L52 206V208L51 209H53L54 208V210H55V208H58ZM91 206V207H90ZM127 206H129V207H127ZM145 206H146V209H145V211H146V214H145V211L143 210L144 208H145ZM125 207H127V208H125ZM27 208V207H26ZM31 209H32V211H34L33 212V214L35 215V217H34V215H32V212H31ZM67 209V208H66ZM87 209L89 210L90 209V211H87ZM141 209V210H140ZM153 209V210H152ZM242 209H244L245 211H246V209H245V204H244V202H243V204H242ZM49 210V209H48ZM135 210H137V211H135ZM27 211V210H26ZM37 213H36V212ZM83 211V210H82ZM93 211V212H92ZM140 211H141V213H144V214H141L140 213ZM144 211V212H143ZM154 211V212H153ZM95 212V213H94ZM140 214V216H138V214ZM148 212V213H147ZM88 213V214H87ZM246 214V212H243V214ZM248 214H250V210L247 212ZM39 216H38V215ZM153 216V215H157L156 217H153V219L155 220V224L154 225H152L153 223H151V219H152V217H151V215ZM98 215V216H97ZM126 215V216H127ZM134 215V216H133ZM73 216V215H72ZM107 217V219H106V217ZM132 216H133V218H132ZM51 217V216H50ZM94 217V218H93ZM104 219H103V218ZM135 217V218H134ZM248 217H246V219H247ZM95 219V220H94ZM101 219H103L102 220V223H100V221H101ZM119 219V220H118ZM123 219V220H122ZM153 220V221H154ZM258 220V223H261L262 222V220H261V218L259 217V219H257ZM45 221V220H44ZM43 221V222H44ZM103 221H108V224L107 225H104L103 224ZM21 222V224L18 222V230L19 231H21L22 233H20L19 231V233H17V232H15V231H13V233L11 234V237H12V239L13 238H17L18 236H19V234L20 235H23V234H26V236H25V239L26 240H29V239H32L33 237H29V236H31L32 235V231L34 230V228H36V226L35 225H33L34 223H32V221H27V223H24L22 220L20 221ZM23 222V223H22ZM31 222V223H30ZM146 222V223H145ZM150 223V224H149ZM24 224V225H23ZM33 226V227H31V229H33L32 231H29L28 230V226ZM151 225H152V228H151ZM26 226V227H25ZM159 226H161L160 228H162V229H159V227H158V225L157 226H155V228H157L158 227V229L159 230H163V227H162V225H160V223H159ZM19 227L21 228V229H19ZM121 227L122 228H124V227H127V230L129 231V232H126L127 233V235H125V232L124 231H122L123 233H120L119 231H120V229H121ZM145 227V228H144ZM148 227H149V230H148ZM25 230H24V229ZM144 228V229H143ZM165 228V227H164ZM139 229H142L143 231H140ZM153 229V230H152ZM27 230V231H26ZM122 230V229H121ZM124 230H126V228H124ZM155 230V231H154ZM148 233H147V232ZM0 232L2 233V228H1V224H0ZM28 232H30V234L28 233ZM243 232H244V230H243ZM156 233V234H155ZM159 234H160V232H158ZM18 234V235H17ZM121 234L122 235H124V237L122 236V237H120L121 236ZM155 234V235H154ZM3 235H5L4 233L3 234H1V236H2V238L4 237ZM14 235V236H13ZM55 234H53V235H50V238H48L49 239V241H50V244L48 245V246H46L47 248H39L38 247V249H40V250H38V249H36V250H34L35 252H37V256L38 255H40V256H38V259H40V257L42 258H44L45 256L46 257H48L47 255H50V256H52V254L54 253V256H55V254L58 256V255H60L59 253L57 254L56 253V251L57 252H59L60 250H63V244H60L59 243V241H60V237H58V241L57 242H55L56 240V238H54L55 236H54ZM53 236V237H52ZM56 236H58V233H56ZM117 236V238L119 239V241L118 242H116L115 243V240L113 239V238H111V237H116ZM144 236V237H143ZM151 236H153V237H155V240H154V238L153 237H151ZM28 237V238H27ZM160 239H159V238ZM7 238V237H6ZM53 238H54V240H53ZM122 238V239H121ZM147 238H149V239H147ZM157 239V240H156ZM24 240V239H23ZM23 240H22V242H23ZM25 241V240H24ZM53 241V242H52ZM128 244L130 243V242H128L127 240H125ZM134 241V242H133ZM52 242V243H51ZM55 242V243H54ZM148 242V243H147ZM124 243V244H123ZM54 244V245H53ZM60 244L61 246H59V247H62L60 250L58 249L59 247H58V245ZM34 245H35V247H36V245H37V243L34 241ZM56 245V246H55ZM127 245V244H126ZM50 246H51V248H50ZM58 247V248H57ZM66 249L65 250H67V247L66 246H64ZM51 250H50V249ZM57 248V249H56ZM128 248V247H127ZM134 248V249H135ZM229 248H230V250L229 251H231V253H233V251L235 250V247L234 246H231V245H229ZM43 249H44V252H43ZM53 249V250H52ZM56 249V250H55ZM129 249V248H128ZM145 249V250H144ZM147 249V250H146ZM38 250V251H37ZM42 250V251H41ZM47 250H49L48 252H47ZM55 250V251H54ZM59 250V251H58ZM64 250V251H65ZM46 251V252H45ZM52 252L51 254L49 253V252ZM138 251H140L139 253H138ZM145 251H147V252H145ZM152 251V252H151ZM183 251H185V250H183ZM25 251H22V253H20L19 254V256H21V260H25V258L27 257V259L25 260L26 262H24V261H21V260H19V261H21V262H24V263H28V264H38L39 262H40V260H38V262L36 261V259H34L35 261H33L32 259V256L31 255H33L32 253H34L35 254V252H33V251H31L30 252V254L29 253H27V255H26V252H25V254H23ZM41 252V253H40ZM45 253L46 255H44L43 253ZM61 252V251H60ZM62 253V252H61ZM185 253H189L187 250H186V252ZM229 253V252H228ZM226 254V255H224L222 258L220 257V256H209L208 254H209V248H208V244H205V264H212V262H210V260H214L215 262H214V264H234V262H233V260H232V257H231V255L230 254ZM42 254V255H41ZM25 255V256H24ZM36 255V254H35ZM33 256V257H36L37 258V256ZM44 255V256H43ZM49 256V261L50 260H52L53 261V257L51 258ZM57 256H55V258L57 257ZM133 256V255H132ZM145 256H143V258L145 257ZM24 257V258H23ZM138 257V258H137ZM145 257V259H147L148 260V258H146ZM31 258V259H30ZM42 258V261H43V264L45 263V264H47L49 261H47V262H45L46 260H48V259H43ZM30 259V260H29ZM152 259V258H151ZM100 260V259H99ZM115 260H117V259H115ZM28 261V262H27ZM34 263H33V262ZM42 261H41V263H42ZM30 262V263H29ZM32 262V263H31ZM54 262V261H53ZM92 261H90V263H88V264H92L91 263ZM48 264H56V261H55V263H48ZM121 264H125V263H121ZM133 264H135V263H133ZM199 264H201V263H199Z\"/></svg>","mask_w":264,"mask_h":264}]
</instances>
